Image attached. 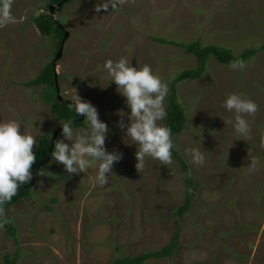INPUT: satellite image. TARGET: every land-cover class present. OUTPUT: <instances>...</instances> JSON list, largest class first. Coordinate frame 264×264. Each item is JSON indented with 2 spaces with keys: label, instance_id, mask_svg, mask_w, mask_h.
<instances>
[{
  "label": "rangeland",
  "instance_id": "374dc122",
  "mask_svg": "<svg viewBox=\"0 0 264 264\" xmlns=\"http://www.w3.org/2000/svg\"><path fill=\"white\" fill-rule=\"evenodd\" d=\"M47 1L15 0L16 22L0 28V121L21 124V133L36 137L37 144L44 135L53 145L61 138L62 121L43 99L46 86L24 85L52 62L61 99L72 103L77 91L95 106L110 129L107 151L122 153V159L113 165L109 183L99 186L98 165L69 174L50 157L37 171L30 196L1 213L17 241L0 226V264L16 253L15 264H111L159 250L175 235L169 259L144 264H264V51L248 59L243 71L210 57L200 79L177 83L185 113L183 129L173 135L180 160L172 155L165 166L148 158L141 172L135 166L137 147L119 127L121 120L128 123L125 98L114 83L106 87L109 80L98 71L109 59L151 66L168 84L167 110L171 84L197 61L155 39L200 40L238 57L264 45V0H116V9L99 13L98 0H70L52 15L68 34L59 59L57 41L34 25ZM232 92L259 105L247 117V137L223 121L233 117L222 107ZM83 122L77 132L86 129ZM192 148L205 155L203 165L192 163L186 152ZM180 162L193 176L191 202L181 217L174 214L186 197Z\"/></svg>",
  "mask_w": 264,
  "mask_h": 264
},
{
  "label": "clouds",
  "instance_id": "9594fccd",
  "mask_svg": "<svg viewBox=\"0 0 264 264\" xmlns=\"http://www.w3.org/2000/svg\"><path fill=\"white\" fill-rule=\"evenodd\" d=\"M14 3L15 0H0V28L16 22ZM110 6L112 10L116 9V0H98L95 11H107ZM230 67L243 71L246 65L243 61H235ZM98 71L109 80L106 87L112 83L116 85L117 92L125 98L126 107L130 110L128 123L121 120L119 127L124 131L125 139H130L131 144L137 147L136 169L143 171L148 158L158 160L161 165L171 164L173 133L171 128L161 123L168 115L165 108L168 84L153 72L151 66L137 68L127 58L106 60L98 66ZM88 76L91 75L84 78ZM70 101L69 109L82 116L87 127L83 132H77L71 122H60L61 138L55 141L51 162L62 164L69 174H84L98 165L96 182L99 186H106L113 165L122 159V153L107 151L105 141L110 129L99 118L97 108L83 100L77 91ZM222 107L233 113L232 118L223 120L225 124H230L240 137H247L251 130L247 117H254L259 105L243 92H232L227 94ZM119 115L124 116L125 113L121 111ZM20 125L15 121H0V212L18 189L31 181V168L37 159L33 151L37 138L27 131L21 133ZM186 152L191 155L194 165L205 163V155L199 149H186ZM44 173L41 169L39 175Z\"/></svg>",
  "mask_w": 264,
  "mask_h": 264
},
{
  "label": "trees",
  "instance_id": "16d2710c",
  "mask_svg": "<svg viewBox=\"0 0 264 264\" xmlns=\"http://www.w3.org/2000/svg\"><path fill=\"white\" fill-rule=\"evenodd\" d=\"M70 0H48L45 4L46 13L39 15L34 19V25L42 36L50 37L52 36L57 42L58 49L62 42L65 41L64 33L66 32L62 25L58 20L54 19L50 14V7L58 6V8L62 7ZM54 9V14L58 11ZM157 42L164 43L169 45H173L182 49L186 54L192 55L197 61V67L195 69H190L187 71H183L180 73L171 84L170 87V96H169V105L167 108V118L165 120V126L171 128L173 135L178 134L184 127L185 113L184 109L180 105L177 98L176 84L182 83L189 80H198L200 79L205 71H206V62L210 57H213L218 63L223 65H231L235 61H243L244 63L255 56L258 52L264 51V45L260 49H250L243 52L238 57H235L232 52L228 49L207 45L202 46L200 40H196L190 44L176 43L170 41H164L162 39H155ZM63 44V43H62ZM55 68L52 62L47 64L39 76H37L34 80L30 81L27 84H24L27 87L32 86H46V93L43 96L44 102H47L50 105V112L52 115L56 117L57 120L62 122H71L73 128L83 127L84 120H81L74 110H70L68 102L64 99L61 100V103L57 100V90L55 86ZM54 145L51 143V139L49 135H44L43 138L38 142L36 148L33 150L37 156L35 163L32 165V179L26 184L22 185L17 194L12 198L10 202H7L3 205L2 211L7 208L16 205L22 199L28 198L31 193V187L35 184V175L40 168L44 165H47L49 159L51 157V152L53 150ZM174 158L179 161L180 159L176 156L174 151L172 150ZM181 163V162H180ZM181 170L185 173V181H186V197L185 202L179 209L174 213L176 216H183L190 205L191 197H192V181L193 176L190 172L187 173L188 168L184 163H181ZM53 201V200H52ZM54 202V201H53ZM2 212H0V226L6 229V232L9 236L13 237L16 241V234L14 232V227L11 223L5 222L2 217ZM177 235H175L172 240L159 250L143 253L139 256H127L124 258H118L113 261L111 264H144L145 262L151 259H164L170 258L175 251V247L177 245ZM17 261V253L14 258L6 257L4 259L3 264H15Z\"/></svg>",
  "mask_w": 264,
  "mask_h": 264
},
{
  "label": "water",
  "instance_id": "95a60500",
  "mask_svg": "<svg viewBox=\"0 0 264 264\" xmlns=\"http://www.w3.org/2000/svg\"><path fill=\"white\" fill-rule=\"evenodd\" d=\"M59 6L60 5L50 7V14H51V16L54 15V9H57ZM67 38H68V34H67V32H65L64 33V39L66 40ZM61 52H62V45H61V48H60V50H59V52H58V54L56 56V59H59L61 57ZM55 86H56V89H57V100H58L59 103H61V100L62 99L60 97V92H59V89L57 87V76L56 75H55ZM80 119L83 120V117L81 116ZM55 135H54V137H55ZM51 143H53V140L51 141Z\"/></svg>",
  "mask_w": 264,
  "mask_h": 264
},
{
  "label": "flooded vegetation",
  "instance_id": "af4514ba",
  "mask_svg": "<svg viewBox=\"0 0 264 264\" xmlns=\"http://www.w3.org/2000/svg\"><path fill=\"white\" fill-rule=\"evenodd\" d=\"M59 9V8H58ZM67 40V39H66ZM61 47V45L59 46V48ZM62 47H63V45H62ZM58 87V86H57ZM59 89V88H58ZM57 90V89H56ZM66 101V100H65ZM66 102H68V103H70L69 101H66Z\"/></svg>",
  "mask_w": 264,
  "mask_h": 264
}]
</instances>
